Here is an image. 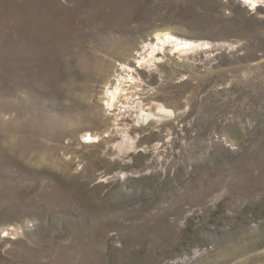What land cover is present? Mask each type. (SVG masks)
Masks as SVG:
<instances>
[{
    "label": "rangeland",
    "instance_id": "1",
    "mask_svg": "<svg viewBox=\"0 0 264 264\" xmlns=\"http://www.w3.org/2000/svg\"><path fill=\"white\" fill-rule=\"evenodd\" d=\"M0 264H264V12L0 0Z\"/></svg>",
    "mask_w": 264,
    "mask_h": 264
},
{
    "label": "bare ground",
    "instance_id": "2",
    "mask_svg": "<svg viewBox=\"0 0 264 264\" xmlns=\"http://www.w3.org/2000/svg\"><path fill=\"white\" fill-rule=\"evenodd\" d=\"M246 4L250 5L252 7V9H255L256 8V5L258 4V0H246ZM156 38H157V41H158L157 44H159L161 46L162 45L165 46L166 44H169V43L170 44H173L174 50L175 51H179V52H183V51H186V50H190V51L193 50L194 51V50L199 49L201 47V44L200 43L199 44H194L192 42H181L179 40H176L175 38H173L169 34H164V35L157 34ZM204 47H208L207 44H205ZM155 49H156V46H153L152 47V52H151L150 59H152V56H154V53L153 52L155 51ZM110 94H111L110 101H112V100H114V98H115V96L117 94V91L116 90H112V92H110ZM160 112H163V113L165 112L168 115H170L169 111H165L164 108H160ZM141 118H144L145 119L147 117L144 116V114H142ZM93 139L95 140V138H93ZM88 140H90V138H88ZM132 148H133V146H130L129 147L130 150Z\"/></svg>",
    "mask_w": 264,
    "mask_h": 264
},
{
    "label": "water",
    "instance_id": "3",
    "mask_svg": "<svg viewBox=\"0 0 264 264\" xmlns=\"http://www.w3.org/2000/svg\"><path fill=\"white\" fill-rule=\"evenodd\" d=\"M242 4H246V0H238ZM256 8H259L260 11L264 12V0H258ZM204 45V44H203Z\"/></svg>",
    "mask_w": 264,
    "mask_h": 264
}]
</instances>
